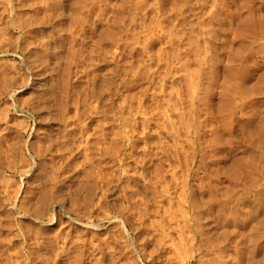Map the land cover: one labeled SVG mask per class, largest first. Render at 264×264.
<instances>
[{
	"label": "rangeland",
	"instance_id": "374dc122",
	"mask_svg": "<svg viewBox=\"0 0 264 264\" xmlns=\"http://www.w3.org/2000/svg\"><path fill=\"white\" fill-rule=\"evenodd\" d=\"M180 1L0 0V178L19 190L18 204L29 201L37 210L46 208L28 206L33 213L43 211L45 225L35 223L31 214L21 217L0 208V249L8 253L0 251V264H76L81 247V264H96L87 256L90 240H108L109 250H116L106 248L103 257L96 256L102 259L97 264H264V221L259 215L264 214V0H220L217 14L223 12L221 4L231 12H220L224 24L211 18V29L205 28L203 0ZM177 97H183L180 103ZM157 145L166 148L159 151ZM74 195L82 206L88 199L80 209L84 215L69 207ZM98 200L97 209L93 205ZM68 213L73 218L69 225ZM41 237L47 246L36 249ZM256 239L262 251L253 258L245 250ZM29 246L39 252L33 261ZM19 247L23 257L16 254ZM220 247L224 251L218 259ZM10 251L16 255L14 263L6 260ZM145 257L150 261L142 262Z\"/></svg>",
	"mask_w": 264,
	"mask_h": 264
},
{
	"label": "bare ground",
	"instance_id": "6f19581e",
	"mask_svg": "<svg viewBox=\"0 0 264 264\" xmlns=\"http://www.w3.org/2000/svg\"><path fill=\"white\" fill-rule=\"evenodd\" d=\"M6 1H8V0H6ZM50 1H51V0H50ZM137 1H138V0H137ZM139 1H140V0H139ZM179 1H180V0H179ZM181 1L183 2V0H181ZM181 1H180V2H181ZM190 1H191V0H190ZM198 1H201V0H198ZM219 1H220V0H203V2H204V6H201V5H200V6L202 7V8H201L202 10H203V7H206V11H207V12H206L205 15H207V20H208L207 23H206V24H207L206 27L202 25L203 27L207 28V26H208V29H211V28H209V27H210V24H211V23H210V21H211L210 19L213 18L214 16H216V17H215V20H216L219 24L222 22V20H221L222 18H221V19L218 18V17H220V16L222 15V14L220 13V12H222V11L219 10L220 12L217 14V10H218L217 8H218V6H219V4H220ZM226 1H227V0H226ZM182 2H181V3H182ZM191 2H193V1H191ZM191 2H190V3H191ZM203 2H202V5H203ZM222 2H223V0H222ZM30 3H31V2H30ZM49 3H50V2H49ZM154 3H155V2H154ZM197 3H198V2H197ZM225 3H226V2H225ZM243 3H244V2H243ZM110 4H111V3H110ZM134 4H135V3H134ZM137 4H138V3H137ZM194 4H195V2H194ZM200 4H201V3H200ZM29 5H30V4H29ZM38 5H39V4H38ZM177 5H180V4H177ZM248 5H249V4H248ZM2 6H3V5H2ZM163 6H164V5H163ZM222 6L224 7V5L221 4V7H222ZM3 7H4V6H3ZM28 7H29V6H28ZM117 7H118V6H117ZM131 7H132V6H131ZM144 7H145V6H144ZM195 7H196V6H195ZM195 7H193V9H194ZM223 7H222V10H223L224 13H226V12H225L226 8H225V7L223 8ZM230 7H231V5H230ZM230 7H229V8H230ZM243 7L245 8V6H243ZM248 7H249V6H248ZM4 8H5V7H4ZM29 8H30V7H29ZM123 8H124V7H123ZM129 8H130V7H129ZM134 8H135V7H134ZM176 8H177V7H176ZM182 8H183V6L180 8V10H181ZM198 8H199V7H198ZM49 9H50V8H49ZM127 9H128V8H127ZM136 9H137V8H136ZM178 9H179V8H178ZM193 9H192V10H193ZM204 9H205V8H204ZM230 9H231V8H230ZM5 10H6V9H5ZM172 10H173V9H172ZM174 10H176V9H174ZM188 10H189V9H188ZM232 10H233V8H232ZM252 10H253V9H252ZM252 10H251V11H252ZM3 11H4V10H3ZM98 11H99V9H98ZM98 11H97V12H98ZM102 11H103V10H102ZM111 11H112V10H111ZM120 11H121V10H120ZM186 11H187V10H186ZM186 11H185V12H186ZM204 11H205V10H204ZM226 11H227V10H226ZM58 12H59V11H58ZM172 12H173V11H172ZM176 12H177V11H176ZM195 12H196V11H195ZM195 12H194V13H195ZM223 12H222V13H223ZM227 12H231V10H230V11L228 10ZM66 13H67V12H66ZM99 13H100V12H99ZM173 13H174V12H173ZM247 13H248V12H247ZM1 14H2V13H1ZM25 14H26V13H25ZM216 14H217V15H216ZM220 14H221V15H220ZM254 14H255V13H254ZM121 15H122V14H121ZM178 15H179V14H178ZM181 15H182V14H181ZM183 15H184V14H183ZM198 15H199V14H198ZM219 15H220V16H219ZM225 15H226V14H225ZM242 15H243V14H242ZM248 15H250V14H248ZM81 16H82V15H81ZM130 16H132V15H130ZM130 16H129V17H130ZM156 16H157V15H156ZM230 16H232V15H230ZM230 16H229V17H230ZM26 17H27V16H26ZM104 17H105V16H104ZM188 17H189V16H188ZM229 17H228V18H229ZM47 18H48V17H47ZM167 18H168V17H167ZM183 18H184V16H183ZM223 18H224V17H223ZM228 18L226 17V19H228ZM18 19H19V18H18ZM135 19H136V18H135ZM139 19H140V18H139ZM141 19H142V18H141ZM168 19H169V18H168ZM181 19H182V18H181ZM250 19H251V18H250ZM23 20H24V19H23ZM25 20H26V19H25ZM25 20H24V21H25ZM29 20H30V18H29ZM34 20H35V19H34ZM118 20H119V18H118ZM215 20H213V21H215ZM145 21H146V20H145ZM170 21H171V20H170ZM170 21H169V22H170ZM213 21H212V22H213ZM229 21H230V20H229ZM0 22H1V21H0ZM6 22H7V21H6ZM32 22H33V21H32ZM118 22H119V21H118ZM129 22H130V21H129ZM143 22H144V21H143ZM217 22H216V23H217ZM231 22H233V21H231ZM256 22H257V20H256ZM19 23H21V22H19ZM227 23H229V22H227ZM125 24H126V23H125ZM130 24H131V23H130ZM135 24H136V23H135ZM146 24H147V23H146ZM174 24H175V23H174ZM214 24H215V23H214ZM222 24H224V23L222 22ZM222 24H221L220 26H222ZM257 24H258V23H257ZM13 25H14V24H13ZM123 25H124V24H123ZM143 25H144V24H143ZM160 25H161V24H160ZM164 25H165V24H164ZM204 25H205V24H204ZM229 25H230V24H229ZM258 25H259V24H258ZM258 25H257V26H258ZM0 26H1V24H0ZM5 26H6V25H5ZM137 26H138V25H137ZM174 26H175V25H174ZM174 26L172 25V27H174ZM202 26H201V29H202ZM261 26H262V25H261ZM169 27H170V26H169ZM188 27H189V26H188ZM244 27H245V26H244ZM170 28H171V27H170ZM178 28H179V27H178ZM189 28H190V27H189ZM194 28H195V27H194ZM205 28H203V30H204ZM212 28H213V27H212ZM259 28H260V27H258V29H259ZM261 28H262V27H261ZM127 29H128V28H127ZM172 29H174V28H172ZM74 30H75V29H74ZM206 30H207V29H206ZM231 30H232V29H231ZM104 31H105V30H104ZM119 31H120V30H119ZM167 31H168V30H167ZM177 31H178V30H177ZM193 31H194V30H193ZM232 31H233V30H232ZM232 31H231V33H232ZM235 31H236V30H234V32H235ZM250 31H251V30H250ZM1 32H2V31H1ZM171 32H173V31H171ZM101 33H102V32H101ZM125 33H126V31H125ZM158 33H159V32H158ZM175 33H176V32H175ZM183 33H184V32H183ZM183 33H182V34H183ZM206 33H208V32L206 31ZM210 33H212L211 30H210ZM0 34H1V33H0ZM104 34H105V33H104ZM127 34H128V33H127ZM178 34H179V33H178ZM233 34H235V33H233ZM2 35H3V34H2ZM113 35H114V34H113ZM130 35H131V34H130ZM172 35H173V34H172ZM175 35H176V34H175ZM195 35H196V34H195ZM208 35L210 36L211 34H207V36H208ZM84 36H85V35H84ZM99 36H100V35H99ZM104 36H105V35H104ZM185 36H186V35H185ZM192 36H193V35H192ZM201 36H203V35H201ZM209 36H208V37H209ZM237 36H238V35H237ZM237 36H236L235 38H237ZM0 37H2V36H0ZM68 37H69V35H68ZM77 37H78V36H77ZM240 37H241V35H240ZM242 37H243V36H242ZM252 37H253V36H252ZM102 38H103V37H102ZM225 38H226V37H225ZM118 39H119V38H118ZM129 39H130V38H129ZM131 39H132V38H131ZM145 39H146V38H145ZM205 39H206V38H205ZM211 39H212V38H211ZM213 39H214V38H213ZM115 40H116V39H115ZM147 40H148V39H147ZM173 40H174V39H173ZM191 40H192V39H191ZM208 40H209V39H208ZM215 40H216V39H215ZM233 40H234V39H233ZM252 40H253V39H252ZM111 41H112V40H111ZM121 41H122V40H121ZM135 41H137V40H135ZM168 41H169V40H168ZM179 41H180V40H179ZM227 41H229V40H227ZM69 42H70V41H69ZM71 42H72V41H71ZM113 42H114V41H113ZM115 42H116V41H115ZM161 42H162V41H161ZM192 42H193V41H192ZM216 42H217V41H216ZM170 43H171V42H170ZM185 43H186V41H185ZM208 43H209V42H208ZM131 44H132V43H131ZM140 44H141V43H140ZM228 44H229V43H228ZM240 44H241V43H240ZM70 45H71V44H70ZM138 45H139V44H138ZM138 45H137V46H138ZM142 45H143V44H142ZM165 45H166V44H165ZM171 45H172V44H171ZM191 45H192V43H191ZM133 46H134V45H133ZM140 46H141V45H140ZM169 46H170V45H169ZM173 46H174V45H173ZM193 46H194V43H193ZM203 46H205V44H204ZM209 46H210V45H209ZM230 46H231V45H230ZM28 47H29V45H28ZM79 47H80V46H79ZM187 47H188V46H187ZM189 47H191V46H189ZM205 47H207V46H205ZM205 47H204V48H205ZM132 48H133V47H132ZM139 48H140V47H139ZM150 48H151V47H150ZM176 48H177V47H176ZM184 48H185V47H184ZM184 48H183V49H184ZM199 48H200V46H199ZM244 48H245V47H244ZM23 49H24V48H23ZM69 49H70V48H69ZM73 49H74V48H73ZM112 49H113V48H112ZM137 49H138V48H137ZM180 49H181V48H180ZM190 49H191V48H189V50H190ZM228 49H229V47H228ZM128 50H129V49H128ZM131 50H132V49H131ZM177 50H178V49H177ZM185 50H186V49H185ZM189 50H187V51H189ZM195 50H197V49H195ZM203 50H204V49H203ZM199 51H200V49H198L197 52H199ZM205 51H207V50H205ZM73 52H74V51H73ZM100 52H101V51H100ZM137 52H138V51H137ZM174 52H175V51H174ZM176 52H177V51H176ZM179 52H180V51H179ZM183 52H184V51H183ZM201 52H202V51H200V53H201ZM195 53H196V52H195ZM202 53H203V52H202ZM101 54H102V53H101ZM120 54H121V53H120ZM120 54H119V55H120ZM157 54H158V53H157ZM185 54H187V53H185ZM190 54H191V53H190ZM197 54H199V53H197ZM73 55H74V54H73ZM97 55H98V54H97ZM176 55H178V54H176ZM176 55H175V56H176ZM200 55H201V54H200ZM205 55H206V54H205ZM71 56H72V55H71ZM120 56H121V55H120ZM129 56H131V55H129ZM132 56H133V55H132ZM134 56H135V55H134ZM164 56H165V55H164ZM184 56H185V55H184ZM187 56H188V55H187ZM190 56H191V55H190ZM193 56H195V55H193ZM72 57H73V56H72ZM74 57H75V56H74ZM124 57H125V56H124ZM170 57H171V56H169L168 58H170ZM172 57H173V56H172ZM178 57H179V56H178ZM180 57H181V56H180ZM182 57H183V56H182ZM209 57H210V56H209ZM209 57H208V58H209ZM214 57H215V56H214ZM85 58H86V57H85ZM88 58H89V57H88ZM102 58H103V57H102ZM120 58H121V57H120ZM122 58H123V57H122ZM158 58H159V56H158ZM161 58L163 59V57H161ZM175 58H176V57H175ZM183 58H184V57H183ZM199 58H200V57H199ZM205 58H206V56H205ZM210 58H211V57H210ZM210 58H209V59H210ZM212 58H213V57H212ZM32 59H33V58H32ZM171 59H172V58H171ZM96 60H97V59H96ZM177 60H178V59H177ZM180 60H181V59H180ZM188 60H190V59H188ZM195 60H196V59H195ZM197 60H198V59H197ZM126 61H127V60H126ZM151 61H152V60H151ZM158 61H159V60H158ZM160 61H161V60H160ZM163 61H164V60H163ZM174 61H175V59H174ZM200 61H201V60L199 59V61H198V62H199V63H198L199 66H200ZM207 61H209V60H207ZM134 62H135V60H134ZM134 62H133V63H134ZM177 62H178V61H177ZM182 62H183V61H182ZM190 62H191V61H190ZM202 62H203V61H202ZM215 62H216V61H215ZM34 63H35V60H34ZM148 63H149V62H148ZM161 63H162V62H161ZM161 63H160V64H161ZM174 63H175V62H174ZM188 63H189V61H188ZM191 63H192V62H191ZM142 64H143V63H142ZM146 64H147V63H146ZM172 64H173V63H172ZM203 64H204V63H203ZM208 64L211 65V63H208ZM213 64H214V61H213ZM12 65H13V64H12ZM38 65H39V64H38ZM133 65H134V64H133ZM138 65H139V64H138ZM149 65H150V64H149ZM155 65H156V64H155ZM163 65H164V64H163ZM201 65H202V64H201ZM214 65H215V64H214ZM217 65H218V64H217ZM48 66H49V65H48ZM129 66H130V64H129ZM146 66H147V65H146ZM157 66H158V64H157ZM170 66H171V64H170ZM178 66H179V65H178ZM206 66H207V65H206ZM206 66H205V67H206ZM212 66H213V65H212ZM212 66H210V68H211ZM231 66H232V65H231ZM140 67H141V66H140ZM144 67H145V66H144ZM176 67H177V66H176ZM189 67H190V66H189ZM213 67H214V66H213ZM213 67H212V68H213ZM52 68H53V67H52ZM85 68H86V67H85ZM114 68H115V66H114ZM124 68H125V67H124ZM146 68H147V67H146ZM163 68H164V67H163ZM166 68H168V66H166ZM198 68H199V67H198ZM202 68H203V67H202ZM202 68H201V70H202ZM208 68H209V67H208ZM208 68L206 67V69H208ZM54 69H55V68H54ZM144 69H145V68H144ZM169 69H170V68H169ZM176 69H177V68H176ZM178 69H179V68H178ZM182 69H183V65H182ZM0 70H1V69H0ZM84 70H85V69H84ZM150 70H152V69H150ZM150 70H149V71H150ZM171 70H172V69H171ZM179 70H180V69H179ZM184 70H185V69H184ZM186 70H188V69H186ZM195 70H196V69H195ZM209 70H210V69H209ZM135 71H136V70H135ZM166 71H167V70H166ZM169 71H170V70H169ZM173 71H174V70H173ZM188 71H192V70H188ZM210 71H212V70H210ZM106 72H107V71H106ZM111 72H112V71H111ZM160 72H161V71H160ZM180 72H181V74H182V71H180ZM5 73H6V72H5ZM56 73H57V72H56ZM146 73H147V72H146ZM150 73H151V71H150ZM168 73H169V72H168ZM174 73H175V72H174ZM176 73H177V72H176ZM190 73H191V72H190ZM190 73L188 72V74H190ZM208 73H210V72H208ZM2 74H3V73H2ZM23 74H24V73H23ZM113 74H114V73H113ZM133 74H134V73H133ZM148 74H149V73H148ZM164 74H165V73H164ZM179 74H180V73H179ZM184 74H185V73H184ZM197 74H198V73H197ZM206 74H207V73H206ZM206 74H205V76H206ZM17 75H18V74H17ZM122 75H123V74H122ZM125 75H126V74H125ZM125 75H124V76H125ZM140 75H141V74H140ZM143 75H144V74H143ZM165 75H166V74H165ZM176 75H178V74H176ZM191 75H192V74H190V76H191ZM201 75H202V74H201ZM1 76H2V75H1ZM159 76H160V75H159ZM203 76H204V75H203ZM165 77H166V76H165ZM216 77H217V76H216ZM25 78H26V77H25ZM58 78H59V77H58ZM60 78H61V77H60ZM183 78H184V77H183ZM195 78H197V75H196ZM235 78H236V77H235ZM101 79H102V78H101ZM110 79H111V78H110ZM165 79H166V78H165ZM187 79H188V78H187ZM200 79H201V78H200ZM51 80H52V79H51ZM58 80H59V79H58ZM184 80H185V79H184ZM201 80H202V79H201ZM207 80H208V79H207ZM24 81H25V80H24ZM26 81H27V80H26ZM186 81H187V80H186ZM186 81H185V83H186ZM193 81H194V80H193ZM202 81H203V80H202ZM212 81H214V80H212ZM231 81H232V80H231ZM60 82H61V81H60ZM113 82H114V81H113ZM214 82H215V81H214ZM19 83H20V82H19ZM111 83H112V82H111ZM206 83H207V82H206ZM236 83H237V82H236ZM239 83H240V82H239ZM4 84H5V83H4ZM119 84H120V83H119ZM188 84H189V81H188L187 85H188ZM190 84H191V83H190ZM200 84H201V83H200ZM24 85H25V84H24ZM132 85H133V84H132ZM169 85H170V84H169ZM184 85H185V84H184ZM194 85H196V83H195ZM194 85H193V86H194ZM207 85H208V84H207ZM214 85H215V84H214ZM43 86H44V85H43ZM55 86H56V85H55ZM121 86H122V85H121ZM157 86H158V85H157ZM188 86H189V85H188ZM191 86H192V85H191ZM201 86H203V85H201ZM118 87H119V86H118ZM172 87H173V86H172ZM186 87H187V86H186ZM189 87H190V86H189ZM195 87H196V86H195ZM197 87H198V86H197ZM224 87H225V86H224ZM234 87H235V86H234ZM146 88H147V87H146ZM155 88H156V87H155ZM158 88H161V87H160V84H159V87H158ZM164 88H166V87H164ZM177 88H178V87H177ZM199 88H200V87H199ZM209 88H210V87H209ZM57 89H58V88H57ZM148 89H149V88H148ZM153 89H154V88H153ZM162 89H163V88H162ZM162 89H161V90H162ZM166 89H167V88H166ZM174 89H175V88H174ZM174 89L172 88V91H171V92H174L175 90H177V89H175V90H174ZM180 89H181V88H180ZM182 89H183V88H182ZM191 89H192V88H191ZM197 89H198V88H197ZM202 89H203V88H202ZM238 89H239V88H238ZM62 90H63V89H62ZM159 90H160V89H159ZM173 90H174V91H173ZM184 90H185V89H184ZM195 90H196V89H195ZM177 91H178V90H177ZM177 91H176V92H177ZM190 91H191V90H190ZM200 91H201V89H200ZM205 91H206V89H205ZM64 92H65V91H64ZM153 92H154V91H153ZM185 92H186V91H185ZM191 92H193V91H191ZM198 92H199V91H198ZM224 92H225V91H224ZM158 93H159V91H158ZM163 93H164V91H163ZM169 93H170V92H169ZM187 93H188V92H187ZM200 93H201V92H200ZM46 94H47V93H46ZM145 94H146V92H145ZM149 94H150V93H149ZM161 94H162V91H161ZM191 94H192V93H191ZM60 95H61V94H60ZM65 95H66V93H65ZM90 95H91V94H90ZM168 95H169V97H170V95H173V94L170 93V94H168ZM178 95H179V92H178ZM187 95H189V94H187ZM201 95H202V93H201ZM204 95H205V94H204ZM155 96H157V94H155L154 97H155ZM174 96H175L174 98H176L177 94L175 95V93H174ZM32 97H33V96H32ZM71 97H72V96H71ZM159 97H160V96H159ZM179 97H180V95H179ZM54 98H55V97H54ZM77 98H78V97H77ZM151 98H152V97H151ZM160 98H161V97H160ZM177 98H178V97H177ZM181 98L183 99V97H181ZM181 98H178V99H177L178 102L181 100ZM189 98H190V97H189ZM201 98H202V97H201ZM206 98H207V97H206ZM64 99H65V98H64ZM155 99H156V98H154V100H155ZM162 99H163V98H162ZM167 99H168V98H167ZM169 99H170V98H169ZM169 99H168V100H169ZM191 99H192V98H191ZM204 99H205V98H204ZM61 100H62V99H61ZM85 100H86V99H85ZM85 100H84V101H85ZM168 100H167V101H168ZM177 100H176V101H177ZM185 100H186V99H185ZM189 100H190V99H189ZM198 100H199V97H198ZM226 100H227V99H226ZM57 101H58V100H57ZM100 101H101V100H100ZM151 101H152V100H151ZM157 101H158V100H157ZM157 101H155V103H156ZM23 102H24V101H23ZM26 102H27V101H26ZM65 102H66V101H65ZM96 102H97V101H96ZM160 102H161V101H158V103H160ZM165 102H166V101H165ZM169 102L172 103L173 101H172V100H169ZM174 102H175V101H174ZM178 102H177V103H178ZM187 102H188V101H187ZM187 102H186V103H187ZM197 102H198V101H197ZM197 102H196V103H197ZM206 102H207V101H206ZM88 103H89V102H88ZM140 103H141V102H140ZM140 103H139V105H140V106H139V109H141V108L143 107L142 104H140ZM158 103H156V104H158ZM161 103H162V102H161ZM167 103H168V102H167ZM171 103H170V104H171ZM179 103H180V102H179ZM183 103H184V102H183ZM200 103H201V102H200ZM200 103H199V104H200ZM60 104H61V103H60ZM174 104H175V103H173V106H174V108H175V107H176V106H175L176 104H175V105H174ZM181 104H182V103H181ZM5 105H6V104H5ZM5 105H4V106H5ZM22 105H23V104H22ZM74 105H75V104H74ZM88 105H89V104H88ZM161 105H162V104H161ZM161 105H160V106H161ZM177 105H178V104H177ZM203 105H204V104H203ZM95 106H96V105H95ZM180 106H181V105H180ZM184 106H185V105H184ZM184 106H183V107H184ZM197 106H198V105H197ZM9 107H10V106H9ZM70 107H71V106H70ZM75 107H76V105H75ZM152 107H153V105H152ZM154 107H155V106H154ZM156 107L158 108V105H157ZM170 107H171V106H170ZM177 107H178V106H177ZM185 107H187V106H185ZM203 107H204V106H203ZM94 108H95V107H94ZM160 108H161V107H159L158 109H160ZM167 108H168V106H167ZM195 108H196V106H195ZM74 109H75V108H74ZM85 109H86V108H85ZM147 109H148V108H147ZM154 109H155V108H154ZM161 109H162V108H161ZM161 109H160V111H161ZM169 109H170V108H169ZM206 109H208V108H206ZM225 109H226V108H225ZM0 110H1V109H0ZM76 110H77V109H76ZM83 110H84V109H83ZM142 110H143V109H142ZM144 110H145V108H144ZM148 110H149V109H148ZM172 110H173V108H172ZM196 110H197V109H196ZM210 110H211V109H210ZM33 111H34V110H33ZM157 111H158V110H157ZM160 111H159V112H160ZM179 111H181V110H179ZM197 111H198V110H197ZM199 111H200V110H199ZM208 111H209V110H208ZM1 112H2V111H1ZM50 112H51V111H50ZM50 112H49V113H50ZM56 112H57V110H56ZM75 112H76V111H75ZM94 112H95V111H94ZM137 112H138V111H137ZM137 112L135 111V114H134V115H136ZM173 112H175V111H173ZM191 112H193V111L191 110ZM51 113H52V112H51ZM88 113H89V112H88ZM138 113H139V112H138ZM141 113H142V112H141ZM149 113H150V112H149ZM152 113H153V112H152ZM154 113H155V112H154ZM156 113H157V112H156ZM166 113H167V111H166ZM170 113H171V112H170ZM196 113H198V112H196ZM62 114H63V113H62ZM143 114H146V112L144 113V111H143ZM143 114H141V116H143ZM164 114H165V113H164ZM167 114H168V113H167ZM181 114H182V113H181ZM200 114H201V113H200ZM207 114H208V113H207ZM209 114H210V113H209ZM230 114H231V113H230ZM232 114H233V113H232ZM147 115H148V114H147ZM155 115H156V114H155ZM158 115L161 116L160 114H158ZM195 115H196V114H195ZM144 116H145V115H144ZM149 116H150V115H149ZM5 117H6V116H5ZM78 117H79V116H78ZM147 117H148V116H147ZM147 117H146V118H147ZM166 117H170V116H166ZM194 117H195V116H194ZM59 118H60V117H59ZM133 118H134V117H133ZM153 118H154V117H153ZM170 118H171V117H170ZM181 118H182V117H180V119H181ZM40 119H41V118H40ZM61 119H62V118H61ZM142 119H143V118H142ZM159 119H160V118H159ZM165 119H166V118H165ZM168 119H169V118H168ZM134 120H135V119H134ZM182 120H183V119H182ZM182 120H181V121H182ZM205 120H206V119H205ZM126 121H127V119H126ZM142 121H144V120H141V123L143 124ZM145 121L148 122V119L145 120ZM145 121H144V125H145V126L143 125V127H146V126H147V124H145ZM149 121H150V119H149ZM164 121H165V120H164ZM166 121H167V120H166ZM1 122H2V121H1ZM21 122H22V121H21ZM85 122H86V121H84V123H85ZM121 122H122V121H121ZM195 122H196V121H195ZM127 123H128V122H127ZM127 123H126V124H127ZM163 123H164V122H163ZM178 123H180V122H178ZM178 123H177V124H178ZM182 123H183V122H182ZM188 123H189V122H188ZM188 123H187V126H188ZM202 123H203V122H202ZM20 124H21V123H20ZM142 124H140V125H142ZM154 124H155V123H154ZM157 124H158V123H157ZM180 124H181V123H180ZM180 124H179V125H180ZM190 124H191V122H190ZM190 124H189V125H190ZM203 124H204V123H203ZM131 125H132V124H131ZM152 125H153V124H152ZM174 125H175V124H174ZM196 125H198V124H196ZM76 126H77V125H76ZM137 126H138V125H137ZM193 126H194V125H193ZM66 127H67V126H66ZM133 127H134V126H133ZM133 127H132V128H133ZM159 127H160V126H159ZM195 127H196V126H195ZM204 127H205V126H204ZM132 128H131V129H132ZM137 128H138V127H137ZM146 128H147V127H146ZM82 129H83V128H82ZM141 129H142V127H141ZM171 129H172V128H171ZM176 129H177V128H176ZM184 129H185V127H184ZM200 129H201V128H200ZM127 130H128V129H127ZM144 130H145V128H144ZM172 130H173V129H172ZM180 130H181V129H180ZM195 130H196V129H195ZM24 131H25V130H24ZM80 131H81V130H80ZM120 131H121V130H120ZM142 131H143V130H142ZM146 131H147V129H146ZM196 131L198 132V130H196ZM131 132H133V131H131ZM147 132H148V131H147ZM188 132H189V131H188ZM134 133H136V131L133 132V134H134ZM183 133H185V132H183ZM191 133L193 134L192 131H191ZM259 133H260V132H259ZM60 134H61V133H60ZM83 134H84V133H83ZM88 134H89V133H88ZM90 134H91V133H90ZM176 134H177V133H176ZM197 134H198V133H197ZM260 134H261V133H260ZM49 135H50V134H49ZM120 135H121V134H120ZM130 135H131V134H130ZM143 135H144V134H143ZM159 135H160V134H159ZM183 135H184V134H183ZM186 135H188V134H186ZM186 135H185V136H186ZM195 135H196V134H194V136H195ZM91 136H92V135H91ZM145 136H146V135H145ZM160 136H161V135H160ZM97 137H98V136H97ZM121 137H122V136H121ZM130 137H131V136H130ZM133 137H134V136H133ZM147 137H148V136H147ZM161 137H162V136H161ZM176 137H177V136H176ZM186 137H187V136H186ZM186 137H183V138L185 139ZM198 137H199V135H198ZM118 138H119V137H118ZM126 138H128V136H127ZM138 138H139V137H138ZM187 138H188V137H187ZM202 138H203V137H202ZM135 139H136V138H135ZM147 139H148V138H147ZM1 140H2V139H1ZM65 140H66V139H65ZM91 140H92V139H91ZM96 140H99V139H96ZM109 140H110V139H109ZM111 140H112V139H111ZM160 140L162 141L163 139H160ZM50 141H51V140H50ZM104 141H105V140H104ZM114 141H115V140H114ZM128 141H129V140H128ZM138 141H139V140H138ZM188 141H189V139H188ZM190 141H191V140H190ZM190 141H189V142H190ZM92 142H93V141H92ZM95 142H96V141H95ZM144 142H145V141H144ZM164 142H165V141H164ZM189 142H188V143H189ZM191 142H194V141L192 140ZM199 142H200V141H199ZM98 143H99V142H98ZM161 143H162V145L164 144L163 142H161ZM161 143H160V144H161ZM194 143H195V142H194ZM22 144H23V143H22ZM103 144H104V143H103ZM167 144H168V143H167ZM167 144L165 143L164 145L167 146ZM15 145H17V144H15ZM42 145H43V144H42ZM46 145H47V144H46ZM135 145H136V144H135ZM162 145H161V146H162ZM189 145H190V143H189ZM192 145H193V143H192ZM198 145H201V144L198 143ZM44 146H45V145H44ZM114 146H115V145H114ZM125 146H126V145H125ZM157 146H158V145H157ZM173 146H174V145H173ZM193 146H194V145H193ZM5 147H7V146H5ZM19 147H20V145H19ZM25 147H26V146H25ZM57 147H58V146H57ZM85 147H86V146H85ZM95 147H96V146H95ZM107 147H108V146H107ZM150 147H151V146H150ZM158 147H159V151H160L164 146H162V147L158 146ZM171 147H172V146H171ZM177 147H178V146H177ZM181 147H182V146H181ZM181 147H180V148H181ZM187 147H188V146H187ZM201 147H202V146H200V148H201ZM7 148H8V147H7ZM132 148H133V147H132ZM143 148H144V147H143ZM160 148H161V149H160ZM164 148H166V147H164ZM164 148H163V149H164ZM188 148H189V147H188ZM191 148H192V147H191ZM44 149H45V148H44ZM79 149H80V148H79ZM111 149H112V147H111ZM113 149H114V147H113ZM117 149H118V148H117ZM157 149H158V148H157ZM172 149H174V148H172ZM178 149H179V148H178ZM182 149H183V148H182ZM193 149H194V148H193ZM166 150H167V149H166ZM175 150H176V147H175ZM180 150H181V149H180ZM183 150H184V149H183ZM190 150H191V149H190ZM199 150H200V149H199ZM45 151H46V150H45ZM77 151H78V150H77ZM115 151H116V150H115ZM119 151H120V150H119ZM119 151H118V152H119ZM128 151H129V150H128ZM147 151H148V150H147ZM152 151H153V150H152ZM173 151H174V150H173ZM173 151H172V153H173ZM177 151H178V150H177ZM193 151H194V150H193ZM202 151H203V150H202ZM36 152H37V151H36ZM103 152L105 153V150H104ZM131 152H132V151H131ZM163 152H165V151L163 150ZM178 152H179V151H178ZM187 152H188V151H187ZM198 152H200V151H198ZM109 153H110V152H109ZM129 153H130V152H129ZM132 153H134V152H132ZM166 153H167V152H166ZM166 153H164V154H166ZM183 153H184V152H183ZM185 153H186V151H185ZM1 154H2V153H1ZM27 154H28V153H27ZM42 154H43V153H42ZM112 154H114V153H112ZM116 154H117V153H116ZM157 154H158V153H157ZM173 154H174V153H173ZM186 154H187V153H186ZM186 154H185V155H186ZM188 154H190V153H188ZM194 154H195V153H194ZM194 154H193V155H194ZM196 154H197V153H196ZM104 155H105V154H104ZM151 155H152V154H151ZM154 155H155V154H154ZM162 155H163V154H162ZM166 155H167V154H166ZM111 156H112V155H111ZM115 156H116V155H115ZM120 156H121V155H120ZM122 156H123V155H122ZM175 156H176V155H175ZM188 156H190V155H188ZM194 156H195V155H194ZM26 157H27V156H26ZM26 157H25V158H26ZM96 157H97V156H96ZM145 157H146V156H145ZM154 157H155V156H154ZM166 157H167V156H166ZM190 157H191V156H190ZM190 157H189V158H190ZM19 158H20V157H19ZM112 158H113V157H112ZM143 158H144V156H143ZM181 158H183V157H181ZM186 158H187V157H185V159H186ZM204 158H205V157H204ZM208 158H209V157H208ZM11 159H12V158H11ZM67 159H68V158H67ZM151 159H152V158H151ZM178 159H179V158H178ZM183 159H184V158H183ZM191 159H193V158L191 157ZM196 159H197V158H196ZM22 160H23V159H22ZM50 160H51V159H50ZM87 160H88V159H87ZM118 160H119V159H118ZM94 161H95V160H94ZM145 161H146V160H145ZM53 162H54V161H53ZM89 162H90V161H89ZM97 162H98V160H97ZM143 162H144V161H143ZM167 162H168V161H167ZM23 163H24V161H23ZM141 163H142V162H141ZM161 163H162V162H161ZM184 163H185V162H184ZM3 164H4V163H3ZM12 164H13V162H12ZM12 164H11V166H12ZM87 164H88V163H87ZM110 164H111V163H110ZM113 164H114V163H113ZM151 164H152V163H151ZM7 165H8V164H7ZM92 165H93V164H92ZM149 165H150V162H149ZM177 165H178V163H177ZM177 165H176V166H177ZM11 166L9 165V166H7V167L11 168ZM89 166H90V165H89ZM140 166H141V165H140ZM185 166H186V165H185ZM13 167H14V166H13ZM27 167H28V166H27ZM72 167H73V165H72ZM97 167H98V166H97ZM141 167H142V166H141ZM56 168H57V167H56ZM77 168H78V167H77ZM177 168H178V167H177ZM71 169H72V168H71ZM89 169H90V168H89ZM103 169H105V168H103ZM145 169H146V167H145ZM172 169H173V167H172ZM22 170H23V169H22ZM22 170L20 169V171H22ZM84 170H85V169H84ZM24 171H25V169L23 170V172H24ZM175 171H176V170H175ZM23 172H22V173H23ZM112 172H113V171H112ZM18 173H19V172H18ZM57 173H58V172H57ZM126 173H127V172H126ZM175 173H176V172H175ZM66 174H67V173H66ZM51 175H52V174H51ZM164 175H165V174H164ZM125 176H126V175H125ZM142 176H144V174H143ZM145 176H146V175H145ZM45 177H46V176H45ZM49 177H50V175H49ZM52 177H53V176H52ZM161 177H162V176H161ZM161 177H160V179H161ZM60 178H61V177H60ZM95 178H96V177H95ZM162 178H163V177H162ZM174 178H175V177H174ZM50 179H51V178H50ZM106 179H107V178H106ZM11 180H12V179H11ZM20 180H21V179H20ZM52 180H53V179H52ZM52 180H51V181H52ZM56 180H57V179H56ZM67 180H68V179H67ZM111 180H112V179H111ZM77 181H78V180H77ZM105 181H106V180H105ZM143 181H144V180H143ZM150 181H151V180H150ZM58 182H59V181H58ZM21 183H22V182H21ZM39 183H40V182H39ZM108 183H109V182H108ZM27 184H28V183H27ZM56 184H57V182H56ZM102 184H103V183H102ZM102 184H101V185H102ZM144 184H145V183H144ZM21 185H22V184H21ZM50 185H51V184H50ZM26 186H27V185H26ZM48 186H49V185H48ZM82 187H83V186H82ZM82 187H81V188H82ZM88 187H89V185H88ZM91 187H93V186H91ZM103 187H104V186H102V188H103ZM89 188H90V187H89ZM102 188H101V189H102ZM153 188H154V187H153ZM109 189H110V187H109ZM82 190H83V189H82ZM18 191H19V190H16V191L13 190V188H12L11 185H10V180H6V181L3 180V181H1V178H0V194H1V197H0V198H1V199H0V208H2V207L4 206V207H3L4 209L8 208V209H10L12 212L16 211L18 214H20L21 217H26L27 215H30V214H31V215H32V218H33V221H34L35 223H39L40 225H42V224L45 225L46 223L44 224V219H43L44 216H43L42 213H43V211L45 212V209H46V208H45V207H42L43 209L38 208V210H40V209L43 210L42 213H40L41 210H40L39 212H34V213L31 212L32 210H30L31 208H29L31 204H30V205H27L28 203H30L29 201H28V203H27V202L25 203V202H21V201H20L21 203L18 204L17 196H16V194L19 193ZM165 191H167V190H165ZM183 191H184V190H183ZM55 192H56V191H55ZM57 192H58V191H57ZM72 192H73V191H72ZM152 192H154V191H152ZM36 193H37V192H36ZM75 193H76V192H75ZM93 193H94V192H93ZM137 193H138V192H137ZM154 193H155V192H154ZM186 193H187V192H185V194H186ZM55 194H56V193H55ZM86 194H87V193H86ZM151 194H152V193H151ZM161 194H162V190H161ZM70 195H71V194H70ZM75 195H76V194H75ZM75 195H74L73 198L70 197L71 199H70V206H69V207H71V210H73V212H76V211H77V212L80 214V213H82V212H80L81 207H83V206L85 205V202H88V199H87V201L85 200L84 205L82 206V204H81L82 202L80 203V201H78V199L76 198L77 195H76V197H75ZM78 195H79V194H78ZM93 195H94V194H93ZM96 195H97V194H96ZM31 196H32V195H31ZM156 196H157V194H156ZM161 196H162V195H161ZM165 196H166V195H165ZM165 196H164V197H165ZM43 197H44V196L40 197V199H41V198L43 199ZM55 197H56V196H55ZM67 197H68V196H67ZM162 197H163V196H162ZM166 197H167V196H166ZM29 198H30V197H29ZM46 198H47V196H46ZM92 198H93V197H92ZM180 198H181V197H180ZM24 199H25V198H24ZM37 199H38V198H37ZM42 199H41V201H42ZM44 199H45V197H44ZM67 199H68V198H67ZM93 199H94V198H93ZM99 199H100V198H99ZM102 199H103V198H102ZM20 200H22V199H20ZM28 200H30V199H28ZM68 200H69V199H68ZM79 200H80V199H79ZM89 200H92L91 197L89 198ZM134 200H135V199H134ZM22 201H24V200H22ZM25 201H26V200H25ZM39 201H40V200H39ZM59 201H60V200H59ZM100 201H101V199H100ZM130 201H131V200H130ZM161 201H162V200H161ZM37 202H38V200L35 201V203H37ZM48 202H49V201H48ZM90 202H92V201H90ZM93 202H94V201H93ZM182 202H183V201H182ZM191 202H193V201H191ZM41 203H42L41 206H43L45 202L43 203V201H42ZM56 203H57V202H56ZM147 203H148V202H147ZM153 203H155V202H153ZM39 204H40V202H39L37 205H39ZM53 204H54V203H53ZM61 204H62L63 206H64V204H66V199H65V198H62V200L60 201V206H61ZM88 204H89V202H88ZM100 204H101V203H100ZM100 204H99V200H98V201H96V204H94L93 206H99ZM34 205H35V204H34ZM34 205H33V207H34ZM45 205H47V203H45ZM45 205H44V206H45ZM51 205H52V204H51ZM157 205H158V204H157ZM187 205H188V204H187ZM190 205H191V204H190ZM28 206H29V207H28ZM35 206H36V205H35ZM41 206L39 205V207H41ZM53 206H54V205H53ZM58 206H59V204H58ZM86 206H87V205H86ZM88 206H89V205H88ZM88 206H87V207H88ZM31 207H32V205H31ZM33 207H32V209H36V208H37V207H35V208H33ZM84 207H85V206H84ZM84 207H83V208H84ZM91 207H92V206H91ZM101 207H103V206H101ZM257 207H258V206H257ZM257 207H256V212H255V213L258 215L259 210H257ZM44 208H45V209H44ZM63 208H64V207H63ZM66 208H67V207H66ZM85 208H86V207H85ZM89 208H90V207H89ZM96 208L98 209V208H100V206H99V207H96ZM4 209H3V211H4ZM67 209H68V211H71V210H69V208H67ZM93 209H94V208H93ZM93 209H92V210H93ZM101 209H102V208H101ZM243 209H244V208H243ZM38 210L36 209V210H34V211H38ZM86 210H87V209H86ZM86 210H85V212H87ZM95 210H96V209H95ZM126 210H127V209H126ZM179 210H180V209H179ZM183 210H184V209H183ZM190 210H191V209H190ZM260 210H262V209H260ZM263 210H264V209H263ZM82 211H83V210H82ZM180 211H182V210H180ZM237 211H238V210H237ZM243 211H244V210H243ZM77 212H76V213H77ZM109 212H110V211H109ZM122 212H123V211H122ZM183 212H184V211H183ZM32 213H33V214H32ZM69 213H70V212H69ZM69 213H68V216H67V223H68V225H69V223H72V221H73V220H72L73 218H71V214H69ZM71 213H72V212H71ZM78 213H77V214H78ZM88 213H89V215L91 214L90 212H88ZM259 213H260V212H259ZM77 214H76V215H77ZM85 214H86V213H85ZM132 214H134V212H133ZM143 214H145V213L143 212ZM167 214H168V213H167ZM183 214H184V213H183ZM206 214H207V213H206ZM256 214H255V215H256ZM82 215H84V211H83ZM141 215H142V214H141ZM145 215H146V214H145ZM171 215H172V214H171ZM184 215H185V214H184ZM196 215H197V214H196ZM259 215H260V218H261V220H262V222H263V221H264V214H263V215L259 214ZM79 216H80V215H79ZM91 216H92V215H91ZM137 216H138V214H137ZM173 216H174V215H173ZM186 216H187V212H186ZM84 217H87V216H84ZM92 217H93V216H92ZM106 217H107V215H106ZM143 217H144V215H143ZM150 217H151V216H150ZM3 218H4V217H3ZM62 218H63V216H62ZM81 218H82V217H81ZM145 218H146V216H145ZM183 218H184V217H183ZM54 219H55V218H54ZM65 219H66V218H65ZM85 219H86V218H85ZM89 219H90V217H89ZM89 219H88V220H89ZM140 219H141V217H140ZM154 219H155V218H154ZM170 219H171V218H170ZM0 220H1V218H0ZM30 220H31V219H30ZM78 220H79V219H78ZM78 220H77V221H78ZM83 220H84V219H83ZM83 220H82V221H83ZM90 220H91V219H90ZM116 220H117V219H116ZM199 220H200V219H199ZM65 221H66V220H65ZM79 221H80V220H79ZM141 221H142V220H141ZM155 221H156V219H155ZM178 221H179V220H178ZM189 221H190V220H189ZM121 222H122V221H121ZM147 222H148V221H147ZM48 223H49V222H48ZM50 223H51V222H50ZM85 223H87V222H85ZM140 223H142V222H140ZM156 223H157V222H156ZM189 223H190V222H189ZM63 224H64V226H65L66 222H64ZM80 224H81V223H80ZM149 224H150V223H149ZM177 224H178V223H177ZM182 224H183V223H182ZM187 224H188V223H187ZM202 224H203V223H202ZM260 224H261V223H260ZM35 225H37V224H35ZM66 225H67V224H66ZM68 225H67V226H68ZM87 225L90 226V227H94V228H96V229L99 227V224L96 225V224H93V222H92V223H91V222H88ZM184 226H185V225H184ZM3 227H4V226H3ZM161 227H162V226H161ZM166 227H167V226H166ZM166 227H165V228H166ZM1 228H2V226H1ZM29 228H30V227H29ZM123 228H124V226H123ZM165 228H164V229H165ZM178 228H179V227H178ZM257 228H258V227H257ZM37 229L39 230L40 228H36V230H37ZM124 229H125V228H124ZM152 229H153V228H152ZM161 229H162V228H161ZM175 229H176V228H175ZM263 229H264V228H263ZM114 230H115V229H114ZM182 230H183V229H182ZM67 231H68V230H67ZM198 231H199V230H198ZM202 231H203V230H202ZM37 232H38V231H37ZM41 232H42V231H41ZM41 232H40V233H41ZM68 232H69V231H68ZM81 232H82V231H81ZM124 232H126V230H125ZM168 232H169V231H168ZM79 233H80V232H79ZM148 233H149V232H148ZM154 233H155V232H154ZM159 233L161 234V232H159ZM166 233H167V232H166ZM19 234H20V233H19ZM36 234L38 235L39 233H36ZM42 234H43V233H42ZM66 234H68V233H66ZM126 234H127V233H126ZM261 234H262V233H261ZM24 235H25V234H24ZM37 235H36V236H37ZM40 235H41V234H40ZM61 235H62V234H61ZM162 235H163V234H162ZM164 235H165V234H164ZM164 235H163V236H164ZM178 235H179V234H178ZM42 236H43V235H42ZM68 236H69V235H68ZM77 236H78V235H77ZM106 236H107V235H106ZM121 236H122V235H121ZM132 236H133V235H132ZM163 236H162V237H163ZM187 236H188V235H187ZM187 236H186V237H187ZM189 236H190V235H189ZM261 236H262V235H261ZM4 237H5V236H4ZM43 237H44V236H43ZM66 237H67V236H65V238H66ZM79 237H80V236H79ZM126 237H127V236H126ZM154 237H155V236H154ZM179 237H180V236H179ZM15 238H16V237H15ZM29 238H30V240H31V237H30V236H29ZM29 238H26V239H29ZM38 238H40V237H38ZM41 238H42V237H41ZM67 238H68V237H67ZM127 238H128V237H127ZM170 238H171V237H170ZM184 238H185V237H184ZM192 238H193V237H192ZM34 239H37V238H34ZM34 239H32V240L34 241ZM81 239H82V238H81ZM81 239H80V240H81ZM84 239H85V238H84ZM84 239L82 240V242L85 241ZM102 239H105V238H102ZM122 239H123V238H122ZM129 239H130V238H129ZM166 239H167V238H166ZM180 239H181V238H180ZM261 239H262V238H261ZM5 240H6V239H5ZM9 240H10V239H9ZM9 240L7 239V241H9ZM30 240H29V241H30ZM68 240H69V239H68ZM76 240H77V239H76ZM95 240H96V239H95ZM125 240H126V239H125ZM160 240H161V239H160ZM169 240H170V239H169ZM193 240H194V239H193ZM1 241H2V240H1ZM3 241H4V240H3ZM27 241H28V240H27ZM29 241H28V242H29ZM60 241H61V240H60ZM62 241H63V240H62ZM69 241H70V240H69ZM97 241H98V240H97ZM97 241L93 242V241L90 240V243L88 242V243H89L88 246H90V247H87V248H88V249L91 248V249L88 250V249L86 248V249L88 250V252H89L88 254H90V255H87V254H86V255H87V256H91V258H94V259H95L94 261L97 260L96 262L98 263V262H100L99 259H101V258H100V257L97 258L96 256H97V255L101 256V253H103V251H105L106 248H108L107 250H108V252H109V251H110V250H109V249H110V246H109V241H108V240H104V241L101 240L102 242H101L100 240H99V242H97ZM128 241H129V240H128ZM133 241H134V240H133ZM170 241L172 242V240H170ZM174 241H175V240H174ZM191 241H192V240H191ZM231 241H232V240H231ZM260 241H261V240H260ZM11 242H12V240H11ZM30 242H31V241H30ZM35 242H37V241H35ZM65 242L67 243L68 241H65ZM65 242H63V243H65ZM77 242H78V241H77ZM80 242H81V241H80ZM82 242H81V243H82ZM126 242H127V241H126ZM130 242H131V240H130ZM192 242H193V241H192ZM198 242H199V241H198ZM24 243H26V241H25ZM61 243H62V242H61ZM61 243H60V244H61ZM66 243H65V244H66ZM69 243H70V242H69ZM81 243H80L79 245H81ZM84 243H85V242H84ZM88 243H87V244H88ZM123 243H124V240H123ZM131 243H132V242H131ZM131 243H130L129 245H131ZM166 243H167V242H166ZM209 243H210V242H209ZM9 244H10V242H9ZM22 244H23V243H22ZM65 244H64V245H65ZM82 244H83V243H82ZM85 244H86V243H85ZM85 244L83 245L84 247H85ZM111 244H113V243L111 242ZM111 244H110V245H111ZM164 244H165V243H164ZM261 244H262V242L259 243V241H257V239H256V240H251L250 243H249V241H248V245H247L246 250H245V251H246V254H248V255H250V256H251V255L253 256V254H254L258 249L261 248V246H262ZM263 244H264V243H263ZM7 245H8V244H7ZM23 245H24V244H23ZM23 245H22V246H23ZM43 245H44V241H43V238H42V240L40 239V240L37 242V247H36V249H37L38 247H39V248H42V247L47 246V245H45V246H43ZM64 245H63L62 250L64 249ZM66 245H67V244H66ZM71 245H72V244H71ZM79 245H78V246H79ZM159 245H160V244H159ZM178 245H179V244H178ZM210 245H211V244H210ZM217 245H218V244H217ZM220 245H221V243H220ZM225 245H226V244H225ZM244 245H245V244H244ZM10 246H11V245H10ZM15 246H16V245H15ZM27 246H28V245H27ZM35 246H36V245H35ZM35 246H29V247L32 248V247H35ZM60 246H61V245H60ZM68 246H69V245H68ZM74 246H75V243H74ZM74 246H72V247L74 248ZM214 246H215V247H218L219 245L216 246V245L214 244ZM11 247H13V246H11ZM16 247H17V246H16ZM29 247H28V248H29ZM69 247H71V246H69ZM69 247H68V249H71V248H72V247H71V248H69ZM132 247H133V246H132ZM165 247H166V246H165ZM170 247H171V246H170ZM178 247H179V246H176V248H175L174 251H176V249H177ZM243 247H244V246H243ZM0 248H1V247H0ZM2 248H4V247H2ZM7 248H8V246H7ZM65 248H66V247H65ZM76 248H77V246H76ZM113 248H116V247L114 246ZM125 248H126V247H125ZM127 248H128V247H127ZM211 248H212V246H211ZM5 249H6V247H5ZM9 249H10V247H9ZM17 249H18V248H17ZM17 249H16V250H17ZM20 249H21V248L19 247V249L17 250V253H16V251H13V250H11V251H12L13 253L15 252L16 254H19L18 251L20 252ZM34 249H35V248H34ZM34 249L32 248V250H30V248H29V250H30V252H29V260H30V258H32L35 254L37 255V254L39 253L38 251L35 253V252L33 251ZM36 249H35V250H36ZM79 249H80V248H79ZM81 249H83V250H79V251H78L77 249L74 248L75 251H78L77 258H76V264H79V263L81 264V262L84 261V257H85L84 248L81 247ZM116 249H117V248H116ZM263 249H264V246H263ZM3 250H4V249H3ZM41 250H42V249H41ZM60 250H61V249H60ZM114 250H115V249H114ZM114 250L111 249V251H114ZM121 250H122V249H121ZM121 250H120V251H121ZM134 250H135V249H134ZM166 250H167V249H166ZM182 250H183V249H182ZM222 250L224 251V247H220L219 250L217 251L218 253L216 252V253H217V256H218V259H220V258H221V255H223V254H222ZM241 250H242V249H241ZM0 251H1V249H0ZM11 251L9 252V253H11V254L8 255V256H7V259H6V260L8 261V263H14V262H12V260H13V259H14V260L16 259V258H15L16 255H15L14 258H13L12 255H14V254H12ZM24 251H25V250H24ZM39 251H40V250H39ZM44 251H45V250H44ZM63 251H66V250H63ZM63 251H62V252H63ZM67 251H68V250H67ZM111 251H110L109 253H111ZM179 251H181V249H180ZM261 251H262V248H261ZM263 251H264V250H263ZM3 252H4V254H8V253H5V251H3ZM3 252L1 251V253H3ZM86 252H87V251H86ZM115 252H116V250H115ZM115 252H112V254L115 253ZM144 252H145V251H144ZM182 252H185V251H181V253H182ZM191 252H193V251H191ZM197 252H198V251H197ZM63 253H64V252H63ZM145 253H146V252H145ZM256 253H257V252H256ZM21 254H22V253H21ZM24 254H25V253H24ZM41 254L43 255L44 253L42 252ZM103 254H104V253H103ZM142 254H143V253H142ZM188 254H189V253H188ZM195 254H196V253H195ZM2 255H3V254H2ZM19 255H20V254H19ZM127 255H128V254H127ZM143 255H144V254H143ZM185 255H186V254H185ZM193 255H194V254H193ZM0 256H1V254H0ZM20 256H22V255H20ZM104 256H105V255H104ZM148 256H149V255H148ZM167 256H168V255H167ZM173 256H174V255H173ZM181 256H183V254H182ZM190 256H191V255H189V257H190ZM231 256H232V255H231ZM2 257H3V256H2ZM4 257H5V256H4ZM22 257H23V256H22ZM25 257H26V255H25ZM27 257H28V256H27ZM38 257H39V256H38ZM38 257H37V258H38ZM101 257H103V255H102ZM115 257H116V256H115ZM143 257H144V256H143ZM152 257H153V256H152ZM152 257H150V258H152ZM183 257H185V256H183ZM229 257H230V256H229ZM5 258H6V257H5ZM20 258H21V257H20ZM86 258H87V257H86ZM167 258H168V257H167ZM186 258H188V257L186 256ZM227 258H228V257H227ZM253 258H254V256H253ZM17 259H18V256H17ZM33 259H35V257H33ZM89 259H90V257H89ZM138 259H139V258H138ZM154 259H155V258H154ZM184 259H185V258H184ZM250 259H252V258L250 257ZM250 259H249V260H250ZM14 260H13V261H14ZM27 260H28V258H27ZM31 260H32V259H31ZM31 260H30V261H31ZM36 260H37V259H36ZM39 260H40V258H39ZM101 260H102V259H101ZM133 260H134V259H133ZM32 261H33V260H32ZM41 261H42V260H40L39 262H41ZM113 261H114V260H113ZM149 261H150V259H148L147 257H145L144 261L142 260V262H144V263L149 262ZM153 261H154V260H153ZM165 261H166V260H165ZM182 261H183V260H182ZM217 261H218V260H217ZM236 261H237V260H236ZM251 261H253V260H251ZM26 262H27V261H26ZM78 262H79V263H78ZM23 263H24V262H23ZM97 263H96V264H97ZM129 263H130V262H129ZM150 263H151V262H150ZM183 263H184V261H183ZM222 263H223V262H222ZM252 263H253V262H252ZM15 264H19V263H18V262H15ZM21 264H22V263H21ZM24 264H25V263H24ZM28 264H29V263H28ZM100 264H102V263H100ZM134 264H135V263H134ZM171 264H173V263H171ZM218 264H219V263H218ZM249 264H251V263H249ZM253 264H256L255 261H254Z\"/></svg>",
	"mask_w": 264,
	"mask_h": 264
}]
</instances>
